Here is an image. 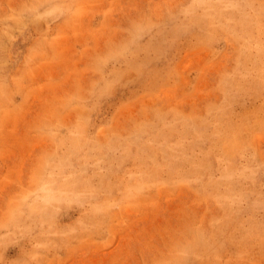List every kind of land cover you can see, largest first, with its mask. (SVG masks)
<instances>
[{
  "label": "rangeland",
  "instance_id": "374dc122",
  "mask_svg": "<svg viewBox=\"0 0 264 264\" xmlns=\"http://www.w3.org/2000/svg\"><path fill=\"white\" fill-rule=\"evenodd\" d=\"M0 264H264V0H0Z\"/></svg>",
  "mask_w": 264,
  "mask_h": 264
}]
</instances>
